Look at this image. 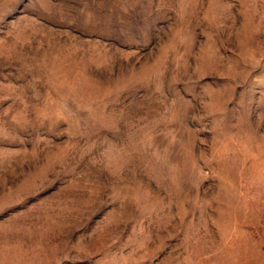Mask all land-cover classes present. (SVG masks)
Segmentation results:
<instances>
[{
  "label": "rangeland",
  "instance_id": "374dc122",
  "mask_svg": "<svg viewBox=\"0 0 264 264\" xmlns=\"http://www.w3.org/2000/svg\"><path fill=\"white\" fill-rule=\"evenodd\" d=\"M0 264H264V0H0Z\"/></svg>",
  "mask_w": 264,
  "mask_h": 264
}]
</instances>
